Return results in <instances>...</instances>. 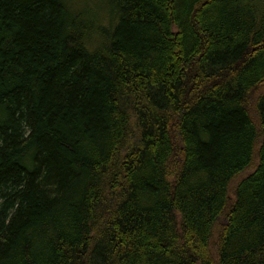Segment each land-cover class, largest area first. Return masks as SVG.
<instances>
[{"label":"trees","instance_id":"trees-1","mask_svg":"<svg viewBox=\"0 0 264 264\" xmlns=\"http://www.w3.org/2000/svg\"><path fill=\"white\" fill-rule=\"evenodd\" d=\"M263 85L264 0H0V264H264Z\"/></svg>","mask_w":264,"mask_h":264},{"label":"rangeland","instance_id":"rangeland-1","mask_svg":"<svg viewBox=\"0 0 264 264\" xmlns=\"http://www.w3.org/2000/svg\"><path fill=\"white\" fill-rule=\"evenodd\" d=\"M261 93H264V85L259 89L257 95H254V99H256L257 96H259ZM253 104H255V101H253ZM253 108H254V107L251 108V110H252L251 113H252L253 116H254L255 114H254L253 110H255V109H253ZM223 222H226V219H223Z\"/></svg>","mask_w":264,"mask_h":264}]
</instances>
